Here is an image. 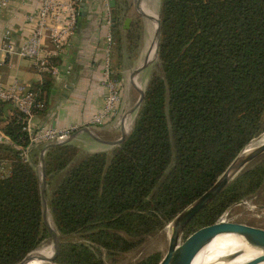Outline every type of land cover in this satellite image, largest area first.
Returning a JSON list of instances; mask_svg holds the SVG:
<instances>
[{"label": "trees", "instance_id": "16d2710c", "mask_svg": "<svg viewBox=\"0 0 264 264\" xmlns=\"http://www.w3.org/2000/svg\"><path fill=\"white\" fill-rule=\"evenodd\" d=\"M159 17L161 70L150 74L124 138L96 151L68 141L44 152L60 264H106L163 228L264 130V0H161ZM111 33L121 42L118 22ZM120 44L112 70L123 66ZM49 84L31 86L38 99ZM6 104L12 112L0 129L11 141L0 139V264L18 262L51 237L42 217L39 149L22 157V114L0 99V108ZM263 184L264 160H256L195 214L185 234Z\"/></svg>", "mask_w": 264, "mask_h": 264}, {"label": "crops", "instance_id": "0c3cea01", "mask_svg": "<svg viewBox=\"0 0 264 264\" xmlns=\"http://www.w3.org/2000/svg\"><path fill=\"white\" fill-rule=\"evenodd\" d=\"M81 1L76 0L78 10L76 27L68 37L60 54L54 59L58 66L56 74L43 71L34 59L17 54H7L0 64V81L5 85L18 81L32 86L50 80L49 87L43 92L46 101L45 107L35 112L32 117L34 127L82 123L100 110L103 105L107 90L102 81V71L107 43L106 36L112 27L111 22H108L110 9L101 0ZM38 5L39 0H6L0 12V41L11 40L17 43L22 37L29 34L33 27V21L29 16L35 12ZM81 7L84 13L79 14ZM115 9L118 16L116 23L118 22L120 33H128L135 20L134 0H116ZM126 16L130 17V21L124 26ZM7 31H9V39L4 37ZM43 41L46 47L51 46L47 37ZM151 44L145 52L149 58L152 57L150 55ZM123 47L120 52L124 51ZM117 56L118 54L113 55L115 61L113 64L115 65H117ZM138 62L133 63V60L126 54L124 65L116 66L113 69L120 81L121 98L118 109L120 118L135 103L139 95L137 88L132 84L133 81L137 86H140L137 75L132 81L130 80L131 71L138 65ZM145 69L146 67L138 72L141 77L145 73ZM8 111L11 110L7 104L0 108V127L4 122L5 114H9ZM130 115L134 118L135 113ZM126 118L127 116L123 120L124 126L127 125L125 124ZM115 119L116 117L103 125L89 127L99 137L105 140H114L122 133L121 123H116ZM125 128H128V125ZM70 141L84 151L107 149L111 146V144L100 141L86 132H79ZM45 144H38L32 149H39L40 154Z\"/></svg>", "mask_w": 264, "mask_h": 264}, {"label": "built area", "instance_id": "2783aa9c", "mask_svg": "<svg viewBox=\"0 0 264 264\" xmlns=\"http://www.w3.org/2000/svg\"><path fill=\"white\" fill-rule=\"evenodd\" d=\"M6 0H0V12ZM110 9L108 0H101ZM76 0H39L35 12L29 16L33 21L31 32L22 37L19 42L11 40L0 41V64L7 54H17L22 57L32 58L36 64L46 72L56 74L58 66L54 59L60 54L68 37L74 31L77 22ZM108 22H111L110 16ZM4 37L9 39V31ZM48 38L49 48L45 46L44 38ZM106 49L103 65V84L106 87L103 105L87 121L82 123H70L62 126L34 127L32 117L35 112L45 107V96L38 99L37 92L26 83L13 81L5 85L0 81V99L9 100L22 114V130L27 135V144L21 149V155L29 160L30 151L41 143H48L67 138L71 133L83 126L103 125L112 119L121 123L118 117L120 103V81L113 76L111 68V44L112 33L108 31L106 36ZM11 113L12 111H8ZM0 139L11 141L10 137L0 130ZM5 162L0 163V172H5ZM244 201L240 200L236 203Z\"/></svg>", "mask_w": 264, "mask_h": 264}, {"label": "water", "instance_id": "95a60500", "mask_svg": "<svg viewBox=\"0 0 264 264\" xmlns=\"http://www.w3.org/2000/svg\"><path fill=\"white\" fill-rule=\"evenodd\" d=\"M81 2H84L82 0ZM144 4L143 0H134V6L137 8V11L148 18L147 13L143 12L140 7ZM108 5L110 7V20L111 25L113 26L117 20L116 14V0H108ZM84 13L82 7L79 10V14ZM130 21V17L126 16L124 18V26ZM160 36V17L157 13L156 18V27L154 30L155 37V55L158 53V44ZM149 58L146 54L143 60L133 68L130 74V80L134 75H137L144 67H146L150 61L154 58ZM132 84L137 88L139 95L135 103L126 111V113L136 112L143 94L144 88L137 86L133 81ZM125 113V114H126ZM121 135L114 140H105L98 135L89 127L83 126L79 130L71 133L67 138L62 140H56L46 143L39 154L38 165L40 172V194L42 201V217L44 224L46 225L51 239L54 252L52 256L48 259L52 264H60L56 261V256L60 247V238L59 234L54 226H52L48 220V206L45 197V172H44V151L52 146L63 144L72 140L79 132H86L92 137L104 141L105 143L114 145L120 142L126 135L128 129L125 128L123 120L121 121ZM251 142V141H250ZM249 142V143H250ZM248 143V144H249ZM248 144L233 158V160L227 165L224 171L218 176L214 183L201 193L197 198L185 206L176 216L169 222V235H168V245L165 253L161 256L160 260L156 264H191V261L198 251V249L204 245L210 238L217 233H235L244 237L251 245L258 248L261 253L257 254L247 260H244L238 264H256L264 260V227L240 222L233 221L225 216H220L210 223L203 224L188 233L185 234L182 239L181 236L184 233L185 227L188 222L197 214L204 206H206L223 188L224 186L233 179L239 172H241L249 162L254 160L257 156L264 152V140L256 144L255 146H248ZM33 252L29 251L21 260L11 264H22L26 258ZM239 253L231 254L226 257L227 260L232 259Z\"/></svg>", "mask_w": 264, "mask_h": 264}, {"label": "rangeland", "instance_id": "374dc122", "mask_svg": "<svg viewBox=\"0 0 264 264\" xmlns=\"http://www.w3.org/2000/svg\"><path fill=\"white\" fill-rule=\"evenodd\" d=\"M143 2L144 5L147 6L145 8L148 10L147 15L148 18L150 19L141 15L137 11V8L134 6L135 20L132 24V27H134V24L136 23L137 24L136 27L139 28L133 31L131 27V31H130L131 36L130 35L127 36V32L121 34V37H119L121 42L120 41L118 42V37L116 38L114 35L112 36L111 65L113 64V62H115L113 59V55L118 53L116 46L117 43L119 44L121 43L120 46L121 45L124 46L123 47L124 51L122 50L121 52L123 57L122 62L124 61V56L127 54V56L130 57L131 60H133V63L139 61L138 62L139 64L143 60L146 49L151 44V42L152 44L150 46V55L151 56L153 55V38H154V30H155L154 17L156 16V12L159 14L161 0H143ZM151 61L146 66V69L144 71L145 73L142 75V77L140 76V73H137V77L140 81V87L142 88H144L147 80L149 79L150 74L153 71L161 70L160 63L157 59V55L154 56L153 60ZM134 113L136 112L133 111L131 113L123 114L122 119H124V117L127 116L125 124L128 125V128L133 121V116L131 117L130 114H134ZM263 122H264V113H263ZM127 125L125 127H127ZM263 133L264 130L261 133H259L257 136H255L248 144V146H255L256 144H258L259 143L258 139L261 137ZM81 151L84 150L81 149ZM256 160L257 161L264 160V152L261 153L259 156H257L254 160L249 162L247 165L252 164ZM47 196H49V192L48 194L47 192H45L46 200H47ZM47 214L51 218L49 211L47 212ZM222 215L233 221H240V222H245V223L264 227V184L259 192L245 198L244 201L240 203L232 204L231 206L226 208V210L220 216ZM169 229L170 227L168 223L163 228H160L154 232H150L148 234H145L144 236H141L139 239H137L136 244L132 248L122 252L121 254L116 255L112 260L108 261L106 264H135L144 256H147L155 252H158L161 255H163L168 245ZM184 236H185V232L183 233L181 238L183 239ZM225 241L226 240H224V242ZM51 244H52V239L51 237H49L48 239L43 241L39 246L34 248L32 251H35L37 249H48L51 246ZM219 248L220 246H218V249ZM226 248L227 250L223 251L224 253H221L220 255L227 257L231 254L239 253L232 259H237L240 256V254L244 252L253 251L248 246L242 245L239 242H234L231 245L227 246Z\"/></svg>", "mask_w": 264, "mask_h": 264}, {"label": "bare ground", "instance_id": "6f19581e", "mask_svg": "<svg viewBox=\"0 0 264 264\" xmlns=\"http://www.w3.org/2000/svg\"><path fill=\"white\" fill-rule=\"evenodd\" d=\"M140 9L148 13V10L145 8V6L142 4ZM155 18V27H156V18ZM155 37L153 38V55H155ZM153 60V59H152ZM152 62V61H151ZM136 75L133 76V78ZM132 78V79H133ZM125 118V117H124ZM124 120V119H122ZM264 140V133L261 135V137L258 139V142H261ZM48 220L52 226H54L53 221L50 220L48 216ZM224 240H226L224 242ZM234 242H239L242 245L248 246L253 251L251 252H244L240 254V256L237 259H226V256L220 255L221 253H224L223 251L227 250V246L231 245ZM218 246L220 248L218 249ZM54 252L53 245L48 249H37L26 258V260L22 264H52L48 260L49 258L47 255H49L51 252ZM261 251L251 245L244 237L241 235L235 234V233H217L213 235L209 241H207L204 245H202L198 251L195 253L191 264H238L244 260H247L257 254H260ZM53 254V253H52ZM52 256V255H51ZM256 264H264V260L256 263Z\"/></svg>", "mask_w": 264, "mask_h": 264}]
</instances>
